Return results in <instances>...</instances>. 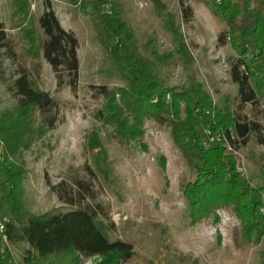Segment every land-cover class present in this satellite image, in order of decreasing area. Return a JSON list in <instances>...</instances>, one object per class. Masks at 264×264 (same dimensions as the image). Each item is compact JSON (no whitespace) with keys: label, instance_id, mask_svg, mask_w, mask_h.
I'll list each match as a JSON object with an SVG mask.
<instances>
[{"label":"trees","instance_id":"16d2710c","mask_svg":"<svg viewBox=\"0 0 264 264\" xmlns=\"http://www.w3.org/2000/svg\"><path fill=\"white\" fill-rule=\"evenodd\" d=\"M177 1L179 21L176 15L166 12L165 26L185 61L191 63L193 59L180 24L193 17L190 1L201 2L224 24L216 42L229 43L234 52L228 72L237 85L240 105L258 106L264 112V0ZM107 2L89 0L95 38L112 60L130 66L132 74L125 85L115 89L94 86L104 98L103 106L96 112L97 119L111 126L117 138L140 143L145 119L169 127L175 140L179 139L180 130H186L190 148L183 150V155L195 178L184 184L182 192L192 220L207 218L215 208L225 207L236 215L245 234L260 238L264 235V189L253 187L237 169L233 151L246 145L250 134L264 144V119L260 122L243 118L227 105L217 107L201 83H192L190 87L167 85L159 68L167 55H143L121 5L111 1L109 12L100 11ZM152 2L158 9L166 8L160 0ZM44 4V10L35 14L30 10V0H13L18 46L9 37L0 16V78L16 97L15 106L0 115V212L2 219L8 216L1 223L3 233L10 243L28 244L24 264H42L48 257L66 254L99 257L95 264H124L135 255L133 245L110 239L107 231L114 226L105 221L104 205L96 201L97 177L90 167H86L87 179L74 176L54 184L46 180L59 202L75 208L34 214L25 204V170L20 155L55 127L59 102L38 86L22 62L28 60L38 73L41 62L46 61L57 88L67 85L72 93L77 90L79 77L77 38L61 26L49 0ZM2 57L16 65L9 80L1 69ZM86 145L102 149L96 130L88 133ZM4 254L6 258L0 255V264H5L9 257L7 250Z\"/></svg>","mask_w":264,"mask_h":264},{"label":"rangeland","instance_id":"374dc122","mask_svg":"<svg viewBox=\"0 0 264 264\" xmlns=\"http://www.w3.org/2000/svg\"><path fill=\"white\" fill-rule=\"evenodd\" d=\"M45 1L30 0V10L41 13ZM111 1L121 5L123 17L131 24L143 55L150 58L155 57L151 52L167 55L166 62L159 67L167 85L190 87L192 83H201L217 107L227 105L243 118L263 121L260 107L240 105L237 85L228 72L234 52L229 43L217 44V34L224 24L204 4L190 1L193 17L190 22L180 24L193 59L188 63L165 26L166 12L176 15L179 21L177 0H160L166 5L162 10L152 0H109L100 11L109 12ZM49 2L61 26L77 38L79 77L77 90L72 93L67 85L57 88L46 61L41 62L38 73L28 60L22 62L38 86L59 102V121L55 127L20 155L25 170L22 185L27 208L34 214L75 208L59 202L46 180L54 184L74 176L87 179L86 167H90L97 177L96 201L104 205L105 221L114 226L107 231L110 239L133 245L135 255L124 264H264V235L258 238L245 234L230 209L218 207L213 215L192 220L182 192L184 184L195 178L183 155V150L190 148L186 130H180L179 139L175 140L169 127L145 119L140 143L117 138L111 126L97 119L96 112L103 106L104 98L94 86L115 89L125 85L126 78L132 74L131 67L112 60L96 40L89 0ZM13 11V0H0L5 30L18 46ZM15 68L16 65L2 57L1 69L6 80ZM15 104L16 97L0 78V115ZM91 130L99 133L102 149H90L86 145ZM234 155L237 169L251 185L264 189V144L250 134L247 144ZM7 217L2 219L0 212V223ZM3 230H0V255L5 259V250L9 253L4 263L24 264L28 244L10 243ZM99 260V257L77 258L66 254L48 257L42 264L65 261L95 264Z\"/></svg>","mask_w":264,"mask_h":264},{"label":"built area","instance_id":"2783aa9c","mask_svg":"<svg viewBox=\"0 0 264 264\" xmlns=\"http://www.w3.org/2000/svg\"><path fill=\"white\" fill-rule=\"evenodd\" d=\"M213 138L210 137V140H212ZM228 150H232V148L230 146L227 147ZM237 151H233V153L235 154ZM262 212H264V208L261 209ZM0 230H3V225L0 223Z\"/></svg>","mask_w":264,"mask_h":264}]
</instances>
